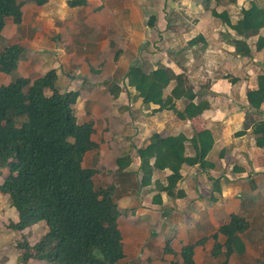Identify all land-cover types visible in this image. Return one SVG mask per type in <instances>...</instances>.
Wrapping results in <instances>:
<instances>
[{
	"label": "crops",
	"instance_id": "obj_1",
	"mask_svg": "<svg viewBox=\"0 0 264 264\" xmlns=\"http://www.w3.org/2000/svg\"><path fill=\"white\" fill-rule=\"evenodd\" d=\"M71 1L76 0H46L43 5L27 1L21 23L6 19L0 53L12 45L24 51L15 71L0 70V86L22 77L33 82L55 71L60 93H80L73 112L80 125L92 124V141L97 144L85 155L83 166L95 171L96 189L115 188L124 249L120 264H183L181 253L190 245L195 264L222 263L224 255L215 257L213 250L216 243L227 242L220 229L233 215L250 227L240 235L246 252L233 254L229 263L261 264L264 148L257 147L252 129L264 121V104L253 109L247 94L258 89V78L264 75V48L254 50L264 29L239 35L212 10L227 13L236 24L243 10L253 3L264 8V0H220L210 5L202 0H79L75 6ZM236 40L246 41L252 55L237 54ZM137 65L146 72L165 68L184 74L187 89L196 94L193 103L208 102L209 108L184 120L172 110L144 103L126 79ZM116 88L120 91L114 95ZM172 88L165 90V96ZM189 104L178 100L176 108L184 111ZM206 130L215 141L207 157L214 168L183 165L176 190L183 191V197L165 192L169 169H155L152 183L140 185L137 151L149 144L153 134L183 133L191 139ZM243 131L245 135H236ZM124 155L132 163L122 170L118 159ZM185 155H196L190 141ZM9 175V169L0 166V185ZM18 220L10 198L0 192V264H48L35 259L20 262L17 243L27 237L33 246L48 228L41 222L24 231L10 229Z\"/></svg>",
	"mask_w": 264,
	"mask_h": 264
},
{
	"label": "trees",
	"instance_id": "obj_2",
	"mask_svg": "<svg viewBox=\"0 0 264 264\" xmlns=\"http://www.w3.org/2000/svg\"><path fill=\"white\" fill-rule=\"evenodd\" d=\"M27 1L38 5L46 3V0H0V35L7 18L13 17L17 24L21 23ZM213 2L219 3L220 0H202L207 5ZM77 4H80L79 0L70 2L71 6ZM212 15L239 35L264 29V8L256 3L243 10V18L236 24L231 23L225 12L219 14L212 10ZM234 44L237 54L252 55L253 49L246 41L236 40ZM263 48L264 36H261L254 50ZM23 51V47L12 45L1 52L0 70L5 74L15 71ZM57 78L56 72L50 71L33 82L22 77L0 86V166L8 168L10 173L0 185V192L10 198L19 215L18 222L10 224L9 228L24 231L41 222L48 228L33 246L27 237L17 243V248L22 251L20 262L35 259L48 264H120L124 249L118 226L120 210L114 198L115 188L96 189L95 171L83 166L85 155L97 147L92 141L93 126L78 123L72 107L80 93H60ZM126 79L128 86L137 91L144 103L159 105V110H172L180 119L198 117L209 108L208 102L193 103L196 94L187 89L188 78L171 69L146 72L141 66H132ZM171 85L170 94L165 96V90ZM119 91L116 88L112 92L116 95ZM247 98L255 110L264 104V75L258 78V89L249 91ZM182 99L191 101V104L179 111L176 101ZM252 130L257 136V147L264 148V121L256 123ZM245 134L243 131L236 135ZM188 141L196 150L194 157L185 155ZM214 144L209 130L197 133L191 139L183 133L169 137L153 134L149 144L137 151L142 172L140 185L146 187L152 183L155 169H169L172 174L165 192L183 197V191H176L183 178V165H198L203 170L214 168V164L207 160ZM131 163L129 155L118 159L122 170ZM214 187L219 190L217 184ZM154 199L161 202L160 196ZM249 227L244 218L233 215L230 224L220 229L227 242L224 245L216 243L213 255H224L221 264H230L233 254L246 252L240 235ZM166 252L171 250L167 248ZM181 256L183 264H195L194 246L185 247ZM261 264H264V251Z\"/></svg>",
	"mask_w": 264,
	"mask_h": 264
},
{
	"label": "rangeland",
	"instance_id": "obj_3",
	"mask_svg": "<svg viewBox=\"0 0 264 264\" xmlns=\"http://www.w3.org/2000/svg\"><path fill=\"white\" fill-rule=\"evenodd\" d=\"M2 180V179H1ZM44 223V222H43ZM45 224V223H44ZM23 242V241H22ZM21 258V257H20ZM222 257L218 258L217 260H221ZM221 262H218L217 264H220ZM235 264H239V261L235 262Z\"/></svg>",
	"mask_w": 264,
	"mask_h": 264
}]
</instances>
